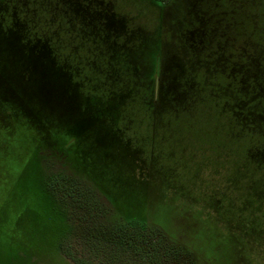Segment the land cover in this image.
I'll list each match as a JSON object with an SVG mask.
<instances>
[{"label": "rangeland", "instance_id": "rangeland-1", "mask_svg": "<svg viewBox=\"0 0 264 264\" xmlns=\"http://www.w3.org/2000/svg\"><path fill=\"white\" fill-rule=\"evenodd\" d=\"M115 1L118 13L129 20V28L153 30L159 24L160 9L149 6L143 0ZM203 2L202 7L212 12L214 18L222 23V32L225 30L223 24H231L228 35H231V27L240 33L242 37H236L235 47L244 46L249 37L260 47V39L264 37V0ZM14 44L15 46L11 45V41H1L2 73L9 71L12 64L21 65L23 62L22 56L14 55L16 50L21 52L23 47ZM57 49L56 47L55 50ZM116 61L117 63H111L115 65L112 68L114 73L108 75L106 71L112 66L106 64L103 59L91 58L86 62L84 57L80 58L78 64L83 67L82 75L84 72H90L92 75L88 80H82V94L79 98L67 85L60 87L56 83L57 75L52 73L53 66L50 68L51 74L48 73L43 79L37 76L26 78L31 82L22 86L23 91L16 85L9 87L11 90L5 89V98L18 94L15 97L25 98L28 102L26 104L33 103L35 106L30 107L29 111L32 115L35 114L36 118L40 115V109L34 102H39L44 108L49 104L50 108L47 113L49 119L38 122L34 130L31 128L32 130H23L11 137L3 135L0 138L4 147H10L0 151V264H7L10 259H14L13 264H56L48 257L49 252H45L46 248L49 251L50 248L54 250L56 231L59 230L58 227L63 226L57 221V217L61 218L56 210L58 206L48 199L47 187L52 188L53 184L58 187L57 191L55 190L58 197L66 202L65 206L68 205L64 218V248H72L76 256L74 259L79 264H86L85 261L92 264H180V261L186 259L164 257L165 259L162 258V261L156 263L148 254L151 241L146 239L147 236L135 239L141 246H130L122 242L123 235L111 234L112 226L115 227L123 218L131 219L141 214L140 210H136L139 208L134 200H121L122 203L119 201V195L130 194L120 173L123 171L120 166L125 159H120L117 155L114 157V148H129V152L135 149L143 157V161L151 163L154 160L161 168L170 161L177 173L180 172L183 176L185 186L194 185L190 193L197 196L202 194L201 189L196 187L198 184L199 188L212 190V193L218 194L215 196L225 200L219 203L228 201L227 207L230 210L242 212L229 219L228 227L249 230V235L258 243L243 242L246 249L242 254H238L231 238L229 241L221 239L218 235L211 239L204 238V235H212L213 224L212 230L208 224L203 226L204 235L199 239L203 222L200 224L197 215L189 214L185 210L184 200L176 197L178 195L167 199H171L175 208H172V204H166L163 208L161 201L157 219L167 233L174 237L173 241L176 240L178 245H193L191 248L194 252H197L199 246L204 248L206 254L197 252L193 254L194 257H188L193 259L194 264H264V168L259 165L264 159L251 155L261 143L257 142L255 136L250 143L244 131L233 126L229 116L223 113L224 110L211 100L212 96H228L229 91H222L216 82L211 85L210 91L201 95V102L194 111L176 117L163 116L153 127L150 126L149 113L140 110L132 99L127 110L114 111L117 121L112 127L113 130L105 129L96 134L94 140L84 138L79 133L78 136L75 134L78 129L75 122L78 100L83 108L81 113L86 115V107L90 106L87 96L96 101L102 100L103 93L107 92L104 90L106 82L118 83L122 80L120 73L123 70L119 71L120 61ZM28 67L32 68L30 65ZM124 69L127 70L126 67ZM71 70L76 73L74 66ZM16 73L20 75L18 69ZM76 76L79 81V75ZM24 91L28 93L25 94ZM34 92L35 95H32ZM9 106L13 109L14 103L10 102ZM20 128L22 129L23 125L14 120L8 122L7 127H1L0 131L15 132ZM41 128L58 141H53L48 135H40L43 138L41 142L36 135ZM33 131H36L35 134ZM88 134L92 135L91 137L95 135L90 132ZM69 142L71 145L66 147ZM82 146L85 155L72 150ZM115 165L119 167L116 169V180V177L109 174L114 171L112 168L114 169ZM214 170H219L222 174L214 181L228 182V185L215 189L211 187L214 184L212 180L199 179V176H210ZM186 171L189 176L184 175ZM103 172L108 173V178H105L107 176ZM53 179L59 183H55L56 180ZM195 189L197 190L194 192ZM120 192L123 194H119ZM168 195H171V192ZM203 202L206 203L205 200ZM219 203L216 204L217 207L222 206ZM203 204L200 203L196 209L204 210ZM211 212L212 209L209 208L201 216L203 219L210 218ZM170 213L174 215V222L167 226L164 224L167 222L165 217L170 216ZM212 215H215L214 211ZM214 227L224 237L235 235L222 223ZM138 232L143 233L141 230ZM190 232L196 233L195 238ZM46 244H51V247ZM93 244L97 245L98 250ZM211 247L214 250L213 255ZM137 248L141 249L140 252H135ZM19 251L23 252L20 257L17 256ZM34 256L38 257L33 260Z\"/></svg>", "mask_w": 264, "mask_h": 264}, {"label": "trees", "instance_id": "trees-1", "mask_svg": "<svg viewBox=\"0 0 264 264\" xmlns=\"http://www.w3.org/2000/svg\"><path fill=\"white\" fill-rule=\"evenodd\" d=\"M143 1L149 6L160 9V21L153 30L129 28V20L118 13L115 0H0V44L1 41H11V45L15 46L14 43H16L23 47L21 52L16 50L14 54L22 56V64H12L10 70L5 73L0 70V129L7 127L8 122L14 120L17 124L21 123L23 128L15 132L14 130L5 133L0 131V138L3 135L14 136L23 130H34L38 122L49 119L47 114L49 104H46L44 108L39 102L38 104L34 102L40 109V115L36 118V115H32L29 111L30 107L35 106L33 103L26 104L28 102L24 100L25 98L15 97L18 94L5 98V89L16 85L23 91L22 86L31 82L26 78L31 79L37 76L43 79L48 73L51 74L50 68L53 66L52 73L57 75L56 83L60 87L67 85L79 98L82 94L80 91L82 80H88L92 74L84 72L82 75L83 67L78 62L83 57L86 62L91 58H97L103 59L106 64L112 66L106 71L108 75L114 73L112 68L115 65L111 63H117L116 60H119V71L123 70L120 73L122 83L106 82L104 90L107 92L103 93L102 100L96 101L87 96L90 106L86 107V115L81 113L83 108L78 100L77 117L74 118L78 126L75 132L77 136L79 133L84 138L94 140L96 134L105 129L113 130L112 127L117 121L114 111L127 110L132 99L140 110L149 113L151 127L158 124L163 116L176 117L192 112L201 102V95L205 91H210L211 85L216 82L222 91L230 93L228 92V96H212L211 100L224 110L223 113L229 116L233 126L244 131L250 143L254 136V138L257 137V142L261 144L252 151L251 155L264 159V37L260 39V47L251 37L246 42L248 46L244 44V46L235 47L236 37L241 36L240 33L231 27V35H228L231 24L226 26L223 24L225 30L222 32L220 26L222 23L214 18L212 12L202 7L203 1L206 0ZM54 47L58 49L55 50ZM9 48L11 50V47ZM29 65L32 68H29ZM72 66L75 67L76 73L71 70ZM124 67L127 68L126 71ZM17 69L20 75H17ZM21 70L24 71L21 72ZM76 74L79 75V81L76 79ZM32 95H35V92ZM10 102L14 103L13 109H10ZM35 132L33 131L34 134ZM89 132L95 135L91 137ZM36 135L41 142L43 138L40 135H48L53 141H58L43 128ZM0 145V151L10 148L4 147L3 143ZM70 145L71 142L66 143V147ZM72 150L85 155L83 146ZM128 150L129 148L126 150L114 148L113 153L114 157L117 155L120 159H125L120 166L123 170L120 173L122 179L126 181L127 192L130 194L119 195V201L122 203L127 199L134 200L139 208L136 210H140L141 214L131 219L123 218L115 227L112 226L111 234L123 235V243L141 246L135 239L137 237L143 239L147 236L151 241L148 247L151 251L149 250L148 254L156 263L162 261L164 257H177V259L186 257L183 261L179 260L180 264H194L193 259H189L194 257L193 254L197 252L206 254L202 246L194 252L191 248L193 245H178L176 240L173 241L174 237L167 233L165 227L158 221L159 204L162 201V207L172 204V208H175L171 199L167 200L175 195L184 200L185 210L189 214L197 215L200 224L203 222L199 239L203 238L202 234L204 235L203 226L208 224L212 230L213 224L212 235H204V238L211 239L216 235L223 240L229 241L231 238L238 254L245 251V241L247 244L258 243L249 235V230L228 227L229 219L242 213L240 210H230L227 207L228 201L224 204L219 203L225 200L215 196L218 194L212 193V190L199 188L198 184L196 187L201 189L202 194L197 196L190 193L194 185L186 187L183 176L180 172L177 173L170 161L161 168L154 160L151 163L143 161V157L135 149L131 152ZM259 165L264 168V162H260ZM117 168H119L117 165L114 169L112 168L114 171L109 172L110 176H118ZM188 170L191 171L190 168ZM189 172L186 171L184 175L189 176ZM105 174L107 176L105 178H108V173ZM221 175L219 170H214L210 176H199V179L212 180L214 184L211 187L217 189L219 186L228 185V182L214 181ZM115 180L113 179L112 182L114 183ZM55 183L59 182L56 180ZM115 184L117 185V182ZM115 184L114 187L119 190ZM57 188L54 184L52 188L47 187L48 199L58 206L56 210L61 216L60 219L57 217V221L63 225L56 231L53 243L56 249L59 244L65 247L64 218L68 207V205L65 206L66 202L58 197ZM136 191L138 192L135 193ZM170 192L171 195H168ZM165 200H167L166 203H164ZM200 203L206 204L202 206L204 210L196 209ZM217 203L222 206L217 207ZM209 208L212 209L210 218L203 219L201 214ZM173 216L171 213L170 216L167 215L165 217L167 222L164 224L171 226L174 222ZM220 223L227 226V229L235 235L224 237L218 233L214 226ZM139 230L143 233L138 232ZM190 234L195 238V232ZM195 240L197 241L198 237ZM46 245L51 247V244ZM95 248L98 250L97 245ZM140 250L137 248L135 252ZM211 250L213 255V247ZM20 254L22 255L23 252L19 251L17 256L20 257ZM52 259L57 263L58 257H52ZM13 260L10 259L7 264H13ZM85 263L92 264L90 261Z\"/></svg>", "mask_w": 264, "mask_h": 264}, {"label": "flooded vegetation", "instance_id": "flooded-vegetation-1", "mask_svg": "<svg viewBox=\"0 0 264 264\" xmlns=\"http://www.w3.org/2000/svg\"><path fill=\"white\" fill-rule=\"evenodd\" d=\"M69 220H71V218ZM70 225H71V223H70ZM68 233H69V231H68ZM146 239H148V241H149V238L148 237ZM60 248H61L62 251H60ZM60 248L59 247L57 249L54 248V250H51V248H50V251L48 250V248H46L45 249V252L46 251L49 252L48 257H51V258L52 257H58L56 264H66V263L67 264H72V262L74 264H78V262L75 261V259H74V257H76V256L74 255L71 247H68L67 249H65L63 246H60ZM25 257H28V256H25ZM35 257H38V256H34L33 260L35 259ZM59 257H61L62 259L61 258L59 259ZM28 264H30V263H28Z\"/></svg>", "mask_w": 264, "mask_h": 264}]
</instances>
